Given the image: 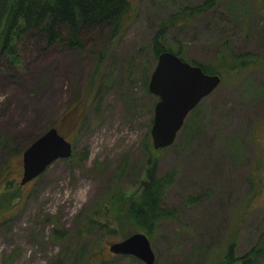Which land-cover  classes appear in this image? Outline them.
Masks as SVG:
<instances>
[{"label": "rangeland", "instance_id": "rangeland-1", "mask_svg": "<svg viewBox=\"0 0 264 264\" xmlns=\"http://www.w3.org/2000/svg\"><path fill=\"white\" fill-rule=\"evenodd\" d=\"M130 1L131 20L116 38L88 33L81 36L83 47L69 48L29 37L18 43L16 62L0 55V194L7 181L18 182L24 147L55 126L77 100L82 106L60 128L72 143V156L55 159L17 189L13 207L2 202L0 264H51L60 258L73 238L52 240L53 226L71 229L118 182L128 194L137 191L149 154L158 175L176 170L164 203L176 208L177 217L154 231L153 264H214L231 241L234 254L244 255L264 226V1L221 0L193 14L182 31L166 32L164 38L180 47L185 60L214 64L220 72L226 69L221 58L230 50L259 55L245 69L236 66L235 76L226 75L203 97L193 133L180 131L171 145L148 152L141 142L156 97L146 91L137 71L145 67L150 73L156 57L147 46L141 55L138 51L150 42L160 19L200 0ZM104 47L98 79L89 86L88 75ZM186 195L197 199L187 202ZM134 231L139 230L122 234L118 228L100 241L109 250V242ZM90 237L89 243L98 238ZM105 264L144 262L118 254ZM257 264H264V256Z\"/></svg>", "mask_w": 264, "mask_h": 264}, {"label": "trees", "instance_id": "trees-1", "mask_svg": "<svg viewBox=\"0 0 264 264\" xmlns=\"http://www.w3.org/2000/svg\"><path fill=\"white\" fill-rule=\"evenodd\" d=\"M220 1L200 0L199 3L188 4L181 10L167 14L165 18L160 19L150 42L141 47L138 52L141 55L147 46L155 58L159 52L168 49L185 59L181 55L180 47H173L164 35L171 28L182 31L193 14L216 7ZM133 9L130 0H0V55L16 62L19 56L18 43L29 37L41 38L47 46L64 44L69 48L83 47L81 36L88 33L96 34L102 31L108 38H116L131 20ZM105 49L104 47L98 52L95 67L88 75L87 85L89 86L95 84L98 79L97 72ZM258 55L248 51L237 53L230 50L228 56L221 58V65L226 68L225 72L217 71L214 64L193 60L189 62L199 64L206 72L219 73L220 82H222L226 75L235 76L236 69H245L254 64ZM260 56L264 58V48ZM236 66L241 68L234 69ZM137 73L144 88L149 92L147 86L149 69L143 67ZM79 102L77 100L73 106L66 108L59 115L55 123L59 132L64 118L70 112L79 115V111L82 110ZM200 112L201 108L198 103L187 115L180 129L183 136L193 133ZM149 120L151 122V119ZM148 129L141 142L142 149L147 152L153 148ZM127 161L125 159L117 171V178L122 175ZM146 166L145 175L140 180L137 191L128 194L121 189V184L118 182L119 185L111 188L106 196L95 200L88 210L73 223L71 229L53 226L50 231L52 240L64 243L68 237H72L73 241L63 246L65 252L62 253L64 254H61L60 258L51 264H105L107 260L116 255L104 248L100 241L103 236L116 235L118 228L122 234L130 229H136L143 231L150 240L162 221L177 217L176 208L164 203L165 192L174 181L176 170L172 168L158 175L155 161L150 154ZM254 167L258 168V164ZM7 183L6 190L0 194V207L4 201H6V206L13 207L18 198L15 191L22 186L18 182L7 181ZM248 183L250 189H253L252 176H248ZM13 186H15L14 190L10 191ZM196 197L186 195L185 199L187 202H192L197 199ZM94 234H97L98 238L95 242L89 243L90 236ZM235 246L234 241L227 242L223 255L214 264H257L264 256V226L259 229L254 243L244 252V255H235Z\"/></svg>", "mask_w": 264, "mask_h": 264}, {"label": "water", "instance_id": "water-1", "mask_svg": "<svg viewBox=\"0 0 264 264\" xmlns=\"http://www.w3.org/2000/svg\"><path fill=\"white\" fill-rule=\"evenodd\" d=\"M147 81L149 92L157 99L148 132L153 148L167 147L180 132L193 108L220 84L217 72H206L199 64L186 61L171 50H162ZM73 152L71 141L56 126H51L24 147L21 154L20 185L40 175L57 158H68ZM114 255H132L144 264H153L155 253L149 237L134 231L108 243Z\"/></svg>", "mask_w": 264, "mask_h": 264}, {"label": "bare ground", "instance_id": "bare-ground-1", "mask_svg": "<svg viewBox=\"0 0 264 264\" xmlns=\"http://www.w3.org/2000/svg\"><path fill=\"white\" fill-rule=\"evenodd\" d=\"M61 69V68H60ZM53 84V83H52ZM51 92V91H50Z\"/></svg>", "mask_w": 264, "mask_h": 264}, {"label": "flooded vegetation", "instance_id": "flooded-vegetation-1", "mask_svg": "<svg viewBox=\"0 0 264 264\" xmlns=\"http://www.w3.org/2000/svg\"><path fill=\"white\" fill-rule=\"evenodd\" d=\"M31 181V180H30Z\"/></svg>", "mask_w": 264, "mask_h": 264}]
</instances>
